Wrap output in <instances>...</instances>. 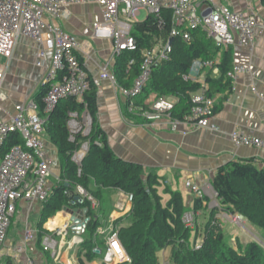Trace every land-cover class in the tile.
I'll use <instances>...</instances> for the list:
<instances>
[{
  "label": "crops",
  "instance_id": "crops-1",
  "mask_svg": "<svg viewBox=\"0 0 264 264\" xmlns=\"http://www.w3.org/2000/svg\"><path fill=\"white\" fill-rule=\"evenodd\" d=\"M218 1L234 13L246 15L253 12L257 25L253 45L229 46L219 50L213 57L219 63L226 60L229 67L239 66L245 70L231 82L230 91L220 85H215L212 90L216 105L213 122L218 127L217 132L201 129L190 130L185 134L171 132L165 124L147 125L137 111H129L130 103L138 106L136 101L140 98L128 100L121 94L120 86H114L108 79H99L102 69L109 75L113 74L116 57L112 55L109 41L93 37L92 25L101 21V7L92 0L69 6L59 18L48 20L80 42V51L76 53L78 61L90 81L99 82L96 86V124L105 134L114 155L125 162L140 165L146 174L158 177L157 191L163 205L170 199L167 191L179 192L184 213L193 214L194 226L199 231L204 228L209 212L217 206V201L214 197L204 196L207 201L202 200L201 206L196 208L198 198L187 188V182L200 187L210 185L216 172L232 162L250 160L259 169H264V149L235 147L229 138L234 130L260 137L264 127L263 101L253 91L264 96V6L259 0ZM48 36L46 32L43 34V38ZM38 47L33 40L21 37L11 60H1L6 65L1 88L6 100L0 104V122L14 113V105L26 104L30 100L36 102L43 87V78L50 68L51 56L47 52L42 66L37 67ZM219 75L210 74V77L218 79ZM43 141L46 155L52 162L51 174L47 179V186L52 190L62 182L63 167L58 149L46 133ZM88 190L95 193V205L94 208L90 207V216L97 223L93 235V253L96 256L90 262L86 261L85 252L80 251V244L74 242V237L82 241L89 238L86 230L80 236L69 230L65 239L54 234L63 224L71 225V213L75 209L80 210V207L64 206L70 211L62 207L59 211L51 212L45 211V203L20 200L16 202L6 242L0 249V264H25L26 257L33 264H80L81 261L85 264H101L106 235L113 229L118 231L120 227L129 225L127 216L132 203L127 201L126 193L110 188L98 189L92 182ZM224 214L219 212L216 215L224 236L236 244H242L240 237L243 236L235 231V225L220 218ZM28 228L34 232L35 237L26 244L24 254H16L15 248L20 245L23 232ZM46 235L57 242L56 258L43 251L42 243ZM170 255L171 248L160 251L159 264H173Z\"/></svg>",
  "mask_w": 264,
  "mask_h": 264
},
{
  "label": "built area",
  "instance_id": "built-area-1",
  "mask_svg": "<svg viewBox=\"0 0 264 264\" xmlns=\"http://www.w3.org/2000/svg\"><path fill=\"white\" fill-rule=\"evenodd\" d=\"M88 0H0V104L6 100L2 92L6 65L12 58L14 48L21 37L33 40L39 47L35 65L42 66L46 53L50 52V68L42 81L46 89L43 98L44 113H50L57 103L65 98L83 101L90 85L95 87L98 80L90 81L83 66L79 63L76 53L80 51L79 40L63 31L58 25L51 24L49 19L59 18L63 10L72 5H79ZM101 7V21L92 25L93 37L107 40L111 43L114 57L123 51H135L136 42L131 36L133 24L141 10H146L147 17L152 16L158 21L161 30L164 22L161 19L163 11L171 13L170 30L167 40L158 39L147 50L142 51L139 73L130 88L119 87L121 94L128 100L136 99L145 87L151 73V68L167 58L168 40L180 38L188 42L192 31L200 30L212 40L219 50L229 46L253 45L256 18L253 12L249 14L234 13L219 4L218 0H92ZM49 34L43 38L44 33ZM2 60V61H1ZM134 64L130 60L128 68ZM219 62L216 60H196L192 63L189 73L183 80L201 84L200 89L191 96L192 107L182 117L172 115L176 100L150 95L144 109L140 106L129 105V111H137L147 125L165 124L171 132L186 133L190 130H208L217 132L218 127L213 122L215 116L213 98L206 96L207 85L204 83L208 72L219 75ZM243 67L233 66L226 73L233 82L239 74L244 73ZM99 79H108L114 86L116 80L105 69L101 70ZM118 87V86H117ZM257 97L263 101L264 96L253 89ZM14 113L7 120L0 122V149L12 134H17L22 145H14L0 159V249L4 246L10 221L15 213L16 202L37 201L44 203L49 194L47 179L51 174V160L47 157L43 135L45 119L38 114V106L30 100L26 104L14 105ZM91 120L84 113L79 117L76 113L69 114V140L73 141L77 134L87 136L90 132ZM230 141L235 147L245 146L264 149V127L260 137L246 135L238 130L229 134ZM88 144L84 142L81 149L74 152L71 160L80 166ZM80 173V169L78 170ZM187 188L199 199L204 196L215 198L211 185L203 187L186 183ZM76 193L89 206L94 208L95 201L91 195L79 186ZM127 201L132 203L133 196L127 194ZM222 220L241 225V216L224 214ZM183 224L194 227L192 213H184ZM70 230L68 223L55 231V235L65 239ZM31 229H25L16 254H24L25 246L34 239ZM76 244L82 240L74 237ZM43 251L49 252L53 258L58 255L57 242L49 235L43 238ZM129 258L119 239L118 231L111 230L105 237V249L102 256L103 264L128 263ZM25 264H33L25 259Z\"/></svg>",
  "mask_w": 264,
  "mask_h": 264
},
{
  "label": "trees",
  "instance_id": "trees-1",
  "mask_svg": "<svg viewBox=\"0 0 264 264\" xmlns=\"http://www.w3.org/2000/svg\"><path fill=\"white\" fill-rule=\"evenodd\" d=\"M259 1L264 6V0ZM161 19L164 22L161 30L157 26V19L152 16L133 24L131 36L137 49L132 52L123 51L116 56L113 65V76L118 86L130 88L139 73L142 51L150 49L158 39H168L171 13L163 11ZM218 51L213 41L200 30L192 31L188 42L174 38L167 50L166 60L151 68L148 81L136 104L145 109V101L152 94L174 98L177 102L172 115L182 117L192 107L191 96L201 87L199 83L183 80V76L189 73L194 61L212 60ZM130 60H134V64L128 68ZM218 69V79H212L210 72L205 76V94L210 98H213L212 90L215 85L231 90V81L226 73L232 67L223 60L218 64ZM45 94L46 89L42 87L36 104L39 115L45 119V133L58 149L63 172L62 182L50 190L44 208L51 212L59 211L64 206L89 208L87 216L90 221L85 229L89 238L83 239L79 245L80 251L85 252L87 262L96 256L93 253V235L97 223L90 216L92 212L89 203L80 196L81 203L73 198L78 196L77 186L95 197V193L88 190V185L92 182L98 189L110 188L133 196L127 216L129 225L118 230L119 239L129 258L128 263L122 264H159L158 253L167 248H171L170 261L173 264H264L262 244L251 241L245 246L239 244L238 250L227 246L216 219L219 212L241 216L250 226L264 232V169H259L250 160L232 162L220 168L210 182L217 206L210 210L208 221L201 231L196 226L189 228L181 220L184 207L179 192L167 191L170 199L163 205L157 191L158 177L146 174L140 165L125 162L114 155L105 134L96 124V87L93 84L81 103L74 98H65L50 113H44ZM84 112L91 120L90 132L87 136L77 134L70 141L69 114L76 113L80 116ZM84 142L88 144V148L80 166H77L71 157ZM14 145H22L17 134H12L0 149V159ZM202 200L207 201L205 198H198L196 208L201 206ZM80 264L85 263L81 261Z\"/></svg>",
  "mask_w": 264,
  "mask_h": 264
},
{
  "label": "rangeland",
  "instance_id": "rangeland-1",
  "mask_svg": "<svg viewBox=\"0 0 264 264\" xmlns=\"http://www.w3.org/2000/svg\"><path fill=\"white\" fill-rule=\"evenodd\" d=\"M147 18V12L146 10H141L139 15L137 16V22H143L145 19ZM52 164V162H51ZM225 222V220H223ZM233 224V223H231ZM235 225L236 229L235 231H238V235H242L243 237L241 238V246H245L246 244H248V241H255L257 243L262 244L263 248H264V232L261 229H257L255 227L250 226L248 223H246L245 221H242L241 225H237V224H233ZM223 233V232H222ZM224 235V234H223ZM225 237V242L227 244V246L232 247L233 249H237L238 250V246L239 244L232 242V240H229L230 238ZM244 238V240L242 239ZM197 242H200V240H198Z\"/></svg>",
  "mask_w": 264,
  "mask_h": 264
},
{
  "label": "water",
  "instance_id": "water-1",
  "mask_svg": "<svg viewBox=\"0 0 264 264\" xmlns=\"http://www.w3.org/2000/svg\"><path fill=\"white\" fill-rule=\"evenodd\" d=\"M172 41H173V39H170L169 42L167 43V47H166L167 50L169 49ZM65 185H67V184H65ZM73 199H74V201H79V203L82 202V200L79 198V196H75ZM63 209L66 211H70L66 207H64ZM75 211L71 213V216L69 218V221L71 223L70 230L75 235L80 236L84 233L86 226H87L88 222L90 221V217L87 216L89 208L84 207V208H81L80 210L75 209ZM94 252L98 253L96 250Z\"/></svg>",
  "mask_w": 264,
  "mask_h": 264
}]
</instances>
